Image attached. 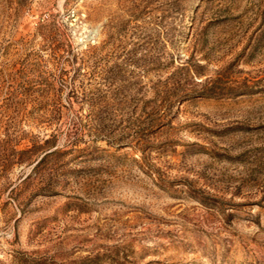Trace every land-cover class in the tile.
Here are the masks:
<instances>
[{
    "label": "rangeland",
    "instance_id": "rangeland-1",
    "mask_svg": "<svg viewBox=\"0 0 264 264\" xmlns=\"http://www.w3.org/2000/svg\"><path fill=\"white\" fill-rule=\"evenodd\" d=\"M0 264H264V0H0Z\"/></svg>",
    "mask_w": 264,
    "mask_h": 264
},
{
    "label": "trees",
    "instance_id": "trees-1",
    "mask_svg": "<svg viewBox=\"0 0 264 264\" xmlns=\"http://www.w3.org/2000/svg\"><path fill=\"white\" fill-rule=\"evenodd\" d=\"M53 147H54V144L51 143L50 139H46L43 144H37L34 142L31 150L33 151L41 150L44 153H46L45 156H47L51 153H54V150H52Z\"/></svg>",
    "mask_w": 264,
    "mask_h": 264
}]
</instances>
